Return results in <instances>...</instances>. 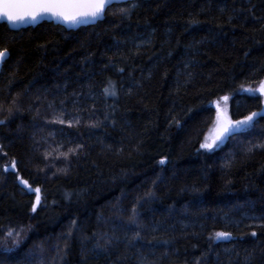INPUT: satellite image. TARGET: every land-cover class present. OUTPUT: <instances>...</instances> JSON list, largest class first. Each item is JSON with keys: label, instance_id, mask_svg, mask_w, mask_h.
Returning <instances> with one entry per match:
<instances>
[{"label": "trees", "instance_id": "16d2710c", "mask_svg": "<svg viewBox=\"0 0 264 264\" xmlns=\"http://www.w3.org/2000/svg\"><path fill=\"white\" fill-rule=\"evenodd\" d=\"M5 48L0 264H264V116L200 147L217 103L234 120L264 109L248 91L264 81V0L1 23Z\"/></svg>", "mask_w": 264, "mask_h": 264}, {"label": "snow or ice", "instance_id": "6c2138e0", "mask_svg": "<svg viewBox=\"0 0 264 264\" xmlns=\"http://www.w3.org/2000/svg\"><path fill=\"white\" fill-rule=\"evenodd\" d=\"M114 4V0H0V19L6 18L10 23H24L29 20L36 22L44 17H52L61 20L69 25H78L87 23L89 21H95L102 19L106 10L110 9ZM127 9H120L121 13L127 14ZM8 55V49L0 50V61L4 60ZM107 91V89H105ZM249 92L259 91L264 94V81H261L259 89H248ZM224 101L228 100L227 96L222 98ZM12 103H15L13 100ZM217 117L216 125L214 130L205 137L200 147L211 150L214 147H218L219 143H223L224 140L234 136L242 131L254 127L256 117L264 116V109L260 112H252L242 119H231L226 111H220L219 103H217ZM11 113L12 109H8ZM64 123L63 120L60 121ZM4 123V121H0ZM219 142V143H218ZM66 155V154H65ZM163 159L161 163H163ZM12 167L15 168V162ZM21 182L32 189V185L27 180L20 178ZM35 192V203L32 205V210H36V205L41 200V189L36 187ZM12 233L9 232L8 235ZM138 236L139 233H136ZM255 235V233H253ZM231 236L229 232H216L215 238H228Z\"/></svg>", "mask_w": 264, "mask_h": 264}, {"label": "water", "instance_id": "95a60500", "mask_svg": "<svg viewBox=\"0 0 264 264\" xmlns=\"http://www.w3.org/2000/svg\"><path fill=\"white\" fill-rule=\"evenodd\" d=\"M128 1H132V0H114V4L125 3V2H128ZM104 17L102 19H98V20H95V21H89L87 23H82V24H78V25H74V26L73 25H69V24H67V23H65V22H63L61 20H58V19H55V18H52V17H44L42 19L37 20L36 22H32V21L29 20L28 22L15 23V24L8 22L7 19L4 18V19H0V23H6V24H8V26L11 29L18 30V29L29 27V26H36L39 23H42L44 21H49V22H54L55 24H60V25L64 26L66 29H68V30H76V29H78L79 27H82V26L93 25V24L97 23L98 21L103 20ZM8 57H9V51H8L7 57L4 60L0 61V72H1V69H2V66H3L4 62L7 60ZM21 184L24 185L22 182H21ZM24 186L27 187L26 185H24ZM173 264H189V263H173Z\"/></svg>", "mask_w": 264, "mask_h": 264}, {"label": "rangeland", "instance_id": "374dc122", "mask_svg": "<svg viewBox=\"0 0 264 264\" xmlns=\"http://www.w3.org/2000/svg\"><path fill=\"white\" fill-rule=\"evenodd\" d=\"M220 111H226L227 112V114H228V116H230L231 117V115H230V113H229V109L227 108V106H226V104H223V107H220ZM216 117H217V115H216ZM216 117H215V119H214V121H213V123H212V125H211V127H210V129H209V131H208V133H207V135L206 136H208L213 130H214V128H215V125H216ZM231 119H232V117H231ZM234 120V119H233ZM225 141V140H224ZM219 143V142H218ZM220 144V143H219Z\"/></svg>", "mask_w": 264, "mask_h": 264}]
</instances>
